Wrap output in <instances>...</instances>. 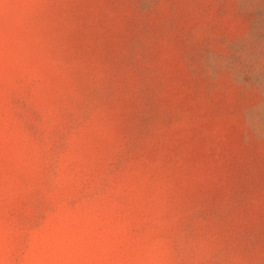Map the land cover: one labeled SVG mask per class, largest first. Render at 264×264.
<instances>
[{
  "label": "rangeland",
  "instance_id": "374dc122",
  "mask_svg": "<svg viewBox=\"0 0 264 264\" xmlns=\"http://www.w3.org/2000/svg\"><path fill=\"white\" fill-rule=\"evenodd\" d=\"M0 264H264V0H0Z\"/></svg>",
  "mask_w": 264,
  "mask_h": 264
}]
</instances>
